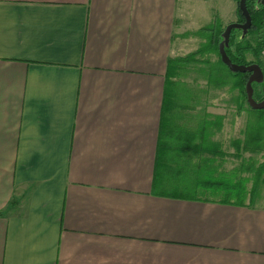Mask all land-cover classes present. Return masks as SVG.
<instances>
[{
  "label": "crops",
  "instance_id": "crops-1",
  "mask_svg": "<svg viewBox=\"0 0 264 264\" xmlns=\"http://www.w3.org/2000/svg\"><path fill=\"white\" fill-rule=\"evenodd\" d=\"M220 1L0 0V264H264V174L224 197L264 136L201 49L245 21Z\"/></svg>",
  "mask_w": 264,
  "mask_h": 264
},
{
  "label": "trees",
  "instance_id": "trees-1",
  "mask_svg": "<svg viewBox=\"0 0 264 264\" xmlns=\"http://www.w3.org/2000/svg\"><path fill=\"white\" fill-rule=\"evenodd\" d=\"M239 1L240 0H238V2ZM247 6L251 14V18H252V26L247 31V34H250V33L261 34L262 31L264 30V4L257 5V0H247ZM240 14H241V11H240ZM243 20H244V17L242 16L241 21ZM223 31L224 30L220 23L212 27L207 26L206 28H204L201 32H203V35L207 38V45L201 49H203L204 51L210 50V51L219 53L220 44L221 42L224 41V38L222 35ZM241 34H242V31L237 30V29L231 32L229 36L228 44L225 45V50L227 54L229 55V57L232 59L233 62L238 63V64H251L252 60H248V54H252L255 58V61L261 65L260 63L261 55L264 51V36H260L259 38L257 37L255 42L252 43L251 41L246 40V37H247L246 35H245L246 37L244 36L243 38H241ZM196 53H198V50L186 56L184 59L185 60L190 59V58L195 59L194 57ZM229 73L230 75H233V76L238 75L242 77L243 94H245L244 98H245V102H247L245 86H246V81L248 79L249 73L248 72H245V73L237 72L236 73V72H231V71ZM256 84L257 83L253 84L254 87ZM255 110H259L264 115V109H255ZM250 163L252 165V162ZM248 170L250 171L251 169L248 168ZM263 172H264V161L260 165L258 173L262 175ZM257 185H258V182L256 181L253 186L252 192L255 191ZM242 190L243 191L241 192V196H244L246 187L242 186Z\"/></svg>",
  "mask_w": 264,
  "mask_h": 264
},
{
  "label": "rangeland",
  "instance_id": "rangeland-1",
  "mask_svg": "<svg viewBox=\"0 0 264 264\" xmlns=\"http://www.w3.org/2000/svg\"><path fill=\"white\" fill-rule=\"evenodd\" d=\"M209 1L211 2V4H213L214 5V3H217V4H219L220 5V7H222L223 6V8H225L226 7V4H225V2L223 1V2H221L220 0H192V2L197 6V7H199L200 6V8H202V7H204V6H207L208 5V3H209ZM264 34V30L262 31V33L261 34H255V33H250L247 37H246V40H249V41H251L252 43H254L255 42V39L258 37H260V36H264L263 35ZM257 36V37H256ZM263 56H264V53L261 55V60H263ZM194 66H197V64H193ZM217 66H219V64L217 65ZM220 67L222 68V70L224 71V73H226L227 72V69H226V67L224 66V65H222L221 63H220ZM215 68L213 67L212 68V70L211 71H213ZM228 72H230V71H228ZM192 76H191V78L193 79V81L191 82V83H194V82H197V80H198V75H200V74H198V72H196V70H194V74H191ZM230 76H233V75H229L228 77H227V82H228V86H226V88L228 89V90H230L231 89V85L235 82V80L232 78V77H230ZM236 76H238V75H236ZM186 77V76H185ZM186 82H187V79H186ZM234 88V87H233ZM244 96H245V94H244ZM254 98L256 99V100H258V101H260V100H262L263 98H264V81L263 82H261V83H257L256 85H255V87H254ZM245 104H246V102H245ZM249 107V106H248ZM249 110L250 111H248V113H247V122L245 123V128H246V133L249 131L250 133L253 131V129L255 130L256 129V126H257V124L259 125V129H260V132H261V134L264 136V115L259 111V110H255V109H253V108H249ZM257 121H258V123H257ZM257 150H253L252 152H255L254 153V155H260V156H258V157H256V156H247V153H244L243 154V156H244V160L245 159H247V158H249V157H253V160L252 161H250V162H252V165H251V163L249 162L246 166H245V171H244V173H243V177H244V181H245V187H247V184L250 182V179L252 178V176L253 175H255V174H258L259 175V178H258V180L259 181H262L263 179H262V176H263V174H264V172L262 173V175H260L259 173H258V171H259V167H260V165L263 163V161H264V153L263 154H260V150L259 151H257ZM259 152V153H258ZM262 159V163L261 162H259L260 160ZM243 160V161H244ZM245 162H247L246 160H245ZM259 162V163H258ZM256 164H260L259 165V167H256ZM248 168L249 169H251L250 171L248 170ZM257 168V169H256ZM254 171V172H253ZM256 172V173H255ZM231 175V174H230ZM238 175V172H237V174H236V176ZM236 176H235V178H236ZM233 176H231L230 177V179L228 178H226L225 180L227 181V183L225 182L224 184H226V185H228L227 186V190L229 191L228 193L226 192V194L224 195V197L225 198H232V197H234V199L235 200H237V199H240V196H241V194H237V192H240L241 190H242V186H241V188H240V182L238 183V184H236V181H235V179H234V177L232 178ZM246 180H248L247 182H246ZM232 181H234V186H232ZM253 181V180H252ZM239 189V191H237ZM247 190V189H246ZM256 190H257V188L255 189V191H254V193L256 192Z\"/></svg>",
  "mask_w": 264,
  "mask_h": 264
},
{
  "label": "water",
  "instance_id": "water-1",
  "mask_svg": "<svg viewBox=\"0 0 264 264\" xmlns=\"http://www.w3.org/2000/svg\"><path fill=\"white\" fill-rule=\"evenodd\" d=\"M261 4H264V0H261ZM239 7L243 16L245 17L244 22H232L227 25L225 31L223 32L224 41L221 42L219 47V52L222 62L227 65V67L232 72H248L249 76L246 81L245 91L247 96V102L253 109H264V99L258 101L254 98V83H261L264 81V71L258 63L251 64H238L232 61L225 50V45L228 44L229 36L233 29H241L243 31V37L246 35L247 31L252 26L251 14L248 10L247 0H240Z\"/></svg>",
  "mask_w": 264,
  "mask_h": 264
},
{
  "label": "flooded vegetation",
  "instance_id": "flooded-vegetation-1",
  "mask_svg": "<svg viewBox=\"0 0 264 264\" xmlns=\"http://www.w3.org/2000/svg\"><path fill=\"white\" fill-rule=\"evenodd\" d=\"M264 99V98H263Z\"/></svg>",
  "mask_w": 264,
  "mask_h": 264
}]
</instances>
